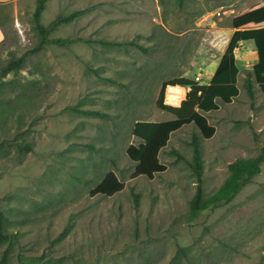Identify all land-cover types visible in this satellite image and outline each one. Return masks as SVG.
Returning <instances> with one entry per match:
<instances>
[{
	"label": "rangeland",
	"instance_id": "1",
	"mask_svg": "<svg viewBox=\"0 0 264 264\" xmlns=\"http://www.w3.org/2000/svg\"><path fill=\"white\" fill-rule=\"evenodd\" d=\"M256 1L47 0L44 25L79 10L49 34L73 41L35 52L36 0L0 9V69L23 58L0 84L26 85L16 91L28 97L18 108V132L8 118L6 135L30 145L0 156L1 223L11 233L0 238V264H259L264 162L232 200L208 203L230 176L228 165L264 145V94L253 77L252 96L245 87L256 62L255 52L245 53L249 42L235 50L239 95L199 111L215 129L211 137L193 122L171 132L158 153L165 170L151 178L133 174L136 163L126 152L138 143L137 120L174 118L157 106L163 81L200 75L208 82L232 34V16ZM194 140L207 203L195 217ZM108 171L124 187L93 193Z\"/></svg>",
	"mask_w": 264,
	"mask_h": 264
},
{
	"label": "trees",
	"instance_id": "2",
	"mask_svg": "<svg viewBox=\"0 0 264 264\" xmlns=\"http://www.w3.org/2000/svg\"><path fill=\"white\" fill-rule=\"evenodd\" d=\"M47 0H36L32 14L33 28L39 37L38 43L30 51H39L44 44L56 43L68 45L73 39L63 37H50L49 34L53 27L58 24L69 22L79 10H73L66 15H59L49 25H44L41 21V14ZM7 2H0V9L7 5ZM0 27L2 21L0 19ZM232 32L226 48L222 53L217 67L206 83H198L188 77H174L163 81L160 93L157 99V106L160 110L171 113L174 118L165 121L137 120L132 127V134L138 139L137 144L128 145L126 152L129 158L136 163L133 174H145L149 178L155 172L165 170V165L159 162L158 153L167 143L171 132L180 128L184 124L193 122L201 131L205 138H209L214 133V127L210 125L206 117L199 111H215L219 108L220 102L230 103L239 95L237 86V77L239 68L236 62L235 49L239 47L241 41L252 40L257 52V61L252 65L245 77V87L250 96H252L251 77L258 84L264 94V0H258L244 10L234 14L231 18ZM108 42V41H104ZM1 43V42H0ZM118 45V42H110ZM135 44L141 50L145 51L138 42ZM23 58H12L2 65L0 77L13 69L21 66ZM168 84L188 85L185 98L177 107L168 106L163 103V94ZM26 86V85H25ZM24 85L16 82L0 84V156L9 152L14 146L17 150L30 149V145L22 143L18 138H9L6 135L8 118L16 122V132L20 128L22 121L21 113L18 111L21 105L28 103V97H24L26 89ZM23 88L16 91V88ZM12 94V96H11ZM26 98V99H25ZM97 115L104 113L91 111ZM16 134V133H15ZM264 162V145L261 151L254 157L236 159L228 165L230 176L224 182L219 191L209 199V202H228L242 189V187L252 180L255 174L261 170V164ZM191 168L196 176V190L191 200L192 216H197L207 204L203 199V180H202V153L196 140L193 141V154ZM124 183L119 180L113 171H108L104 177L93 188V193L112 195L120 191ZM4 213L0 209V238H8L11 233L3 227L1 221Z\"/></svg>",
	"mask_w": 264,
	"mask_h": 264
},
{
	"label": "built area",
	"instance_id": "3",
	"mask_svg": "<svg viewBox=\"0 0 264 264\" xmlns=\"http://www.w3.org/2000/svg\"><path fill=\"white\" fill-rule=\"evenodd\" d=\"M193 80L201 83L200 75H195ZM188 89V85L168 84L164 90L163 103L172 107L179 106L181 101L185 98Z\"/></svg>",
	"mask_w": 264,
	"mask_h": 264
},
{
	"label": "crops",
	"instance_id": "4",
	"mask_svg": "<svg viewBox=\"0 0 264 264\" xmlns=\"http://www.w3.org/2000/svg\"><path fill=\"white\" fill-rule=\"evenodd\" d=\"M7 1H13V0H0V2H7ZM233 31H234V29L232 28V32H233ZM2 38H3V32H2V29H1V27H0V42L2 41ZM246 42H249V43H250V46L247 48V50H245V51H246L245 53L247 54L248 52H255V55H256V61H257V52H256V49H255L254 42H253L252 40L241 41V42L239 43V47L241 46L242 43H246ZM239 47H237L235 50L239 49ZM224 50H225V49H224ZM235 50H234V51H235ZM223 52H224V51H223ZM246 54H245V56H246ZM245 56H244V57H245ZM217 64H218V63H217ZM216 67H217V65L215 66V69H216ZM215 69L212 70L209 79H210L211 76L213 75ZM259 264H264V241H263V244H262V247H261V259H260Z\"/></svg>",
	"mask_w": 264,
	"mask_h": 264
}]
</instances>
